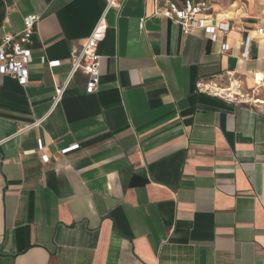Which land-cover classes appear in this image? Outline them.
I'll return each instance as SVG.
<instances>
[{
    "label": "crops",
    "instance_id": "crops-1",
    "mask_svg": "<svg viewBox=\"0 0 264 264\" xmlns=\"http://www.w3.org/2000/svg\"><path fill=\"white\" fill-rule=\"evenodd\" d=\"M207 1L215 40L110 10L98 89L53 107L106 0H0V38L40 15L29 82L0 74V264H264V0Z\"/></svg>",
    "mask_w": 264,
    "mask_h": 264
},
{
    "label": "built area",
    "instance_id": "built-area-1",
    "mask_svg": "<svg viewBox=\"0 0 264 264\" xmlns=\"http://www.w3.org/2000/svg\"><path fill=\"white\" fill-rule=\"evenodd\" d=\"M126 0H106L105 8L98 18L94 28L89 36L84 40L79 48L72 52V71L68 78L59 84L55 89L53 97V107L56 106L65 95L70 80L78 71H82L86 76L84 92L87 94L94 93L101 81V59L99 53V44L105 39L108 30L107 15L110 10H120ZM211 6L207 0H184L179 4L175 0H166L164 7H159L156 15L166 16L174 22H180L184 28V33L203 29L207 32L212 40L224 34L229 29L227 23L221 22L218 26L209 25L206 14ZM201 15H203L201 17ZM40 20V15L33 14L25 18L23 29L15 34H3L0 38V74L14 77L19 84L26 85L29 82V65L32 62L33 35L36 31V25ZM141 28L143 23L141 22ZM259 34H263L264 28H259ZM247 43V41L245 42ZM242 56L245 58L249 55L247 44L244 45ZM228 46H225L227 49ZM57 64L52 60L48 65L53 67ZM201 90L208 92L219 98L231 102H255L246 98L238 99V95L232 87H224L214 82L199 83ZM41 120L34 124L40 123ZM33 124V125H34ZM77 144L70 145L62 150L66 153L77 148ZM44 162L49 161V156H43Z\"/></svg>",
    "mask_w": 264,
    "mask_h": 264
},
{
    "label": "trees",
    "instance_id": "trees-1",
    "mask_svg": "<svg viewBox=\"0 0 264 264\" xmlns=\"http://www.w3.org/2000/svg\"><path fill=\"white\" fill-rule=\"evenodd\" d=\"M135 180H133V183H134Z\"/></svg>",
    "mask_w": 264,
    "mask_h": 264
}]
</instances>
